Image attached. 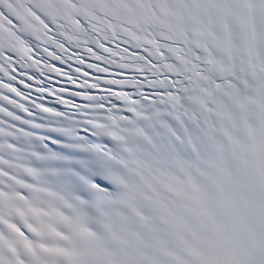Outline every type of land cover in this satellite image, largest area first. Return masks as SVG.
<instances>
[{
	"label": "snow or ice",
	"instance_id": "obj_1",
	"mask_svg": "<svg viewBox=\"0 0 264 264\" xmlns=\"http://www.w3.org/2000/svg\"><path fill=\"white\" fill-rule=\"evenodd\" d=\"M0 264H264V0H0Z\"/></svg>",
	"mask_w": 264,
	"mask_h": 264
}]
</instances>
